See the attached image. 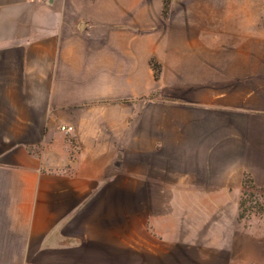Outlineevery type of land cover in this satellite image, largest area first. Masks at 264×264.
Masks as SVG:
<instances>
[{
  "label": "crops",
  "instance_id": "crops-1",
  "mask_svg": "<svg viewBox=\"0 0 264 264\" xmlns=\"http://www.w3.org/2000/svg\"><path fill=\"white\" fill-rule=\"evenodd\" d=\"M210 4L0 0V264H264V23Z\"/></svg>",
  "mask_w": 264,
  "mask_h": 264
},
{
  "label": "rangeland",
  "instance_id": "rangeland-1",
  "mask_svg": "<svg viewBox=\"0 0 264 264\" xmlns=\"http://www.w3.org/2000/svg\"><path fill=\"white\" fill-rule=\"evenodd\" d=\"M197 0H178L188 5V14H196ZM207 1V0H204ZM212 2L206 9L210 14L221 16H250L253 23H264V0H209ZM173 98H188V94L180 90L172 91ZM250 192V194H249ZM246 199L243 207L253 206L242 219L246 225H253L264 232V189H249L243 196ZM248 200V201H247Z\"/></svg>",
  "mask_w": 264,
  "mask_h": 264
},
{
  "label": "trees",
  "instance_id": "trees-1",
  "mask_svg": "<svg viewBox=\"0 0 264 264\" xmlns=\"http://www.w3.org/2000/svg\"><path fill=\"white\" fill-rule=\"evenodd\" d=\"M169 4H170V0H164V14L165 15L168 13ZM151 63H152V66L154 68L156 78H159L160 71H161V65L158 63V61L155 58H152ZM243 187H244L243 188V194H242V198H241V202H240V215H239L240 220H242L245 217L246 212H248L251 208H253V206H250V208L249 207H245V208L243 207L244 203H246V199H243L244 198L243 196L245 194H247L249 189H257L255 184L253 183L252 179L247 174L244 178ZM249 194H250V192H249Z\"/></svg>",
  "mask_w": 264,
  "mask_h": 264
},
{
  "label": "built area",
  "instance_id": "built-area-1",
  "mask_svg": "<svg viewBox=\"0 0 264 264\" xmlns=\"http://www.w3.org/2000/svg\"><path fill=\"white\" fill-rule=\"evenodd\" d=\"M62 130H66L68 132H71L74 130V127L72 125H62Z\"/></svg>",
  "mask_w": 264,
  "mask_h": 264
}]
</instances>
